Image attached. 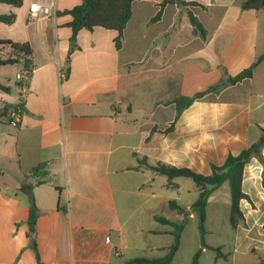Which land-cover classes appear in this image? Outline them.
<instances>
[{"label": "crops", "instance_id": "0c3cea01", "mask_svg": "<svg viewBox=\"0 0 264 264\" xmlns=\"http://www.w3.org/2000/svg\"><path fill=\"white\" fill-rule=\"evenodd\" d=\"M183 1L199 6L168 4L152 22L162 0H134L119 48L116 32L100 27L71 40L64 11L81 0H57L55 16L32 23L24 0L19 8L0 4V15H15L11 24L0 22V40L31 49L30 70L6 65L19 68L14 99L0 81L8 88L0 90V109L21 105L17 127L12 111L0 119V264H37L30 239L40 264L162 258L173 229L157 217L181 226L171 264H191L199 249L198 264H264V163L245 165L243 220L223 241L227 183L209 196L204 242L211 249L199 244L193 181H169L149 168L160 163L208 176L264 130V9L243 10L244 0ZM188 11L204 39L193 34ZM10 51L0 46V58ZM253 64L251 77L227 84ZM16 75L27 76L23 100ZM197 95L176 113L175 100ZM193 220L195 230L188 229Z\"/></svg>", "mask_w": 264, "mask_h": 264}, {"label": "trees", "instance_id": "16d2710c", "mask_svg": "<svg viewBox=\"0 0 264 264\" xmlns=\"http://www.w3.org/2000/svg\"><path fill=\"white\" fill-rule=\"evenodd\" d=\"M23 0H0V4H6L14 8H19L22 5ZM134 0H81V3L69 10L64 11L71 17L68 26L71 29V40L74 41L76 34L81 30L91 31L95 27H100L106 30H113L116 32L115 47L119 48L123 30L131 17V4ZM173 4L176 6L194 7L199 6L196 3L185 2L183 0H162L159 4V10L156 15L151 19L152 22L157 21L161 16V11L164 6ZM243 10H261L264 9V0H244L241 5ZM203 8V7H201ZM188 18L192 27L194 35H198L201 39L206 36V31L201 23L197 20L193 14L188 11ZM15 19V15L10 13L8 15H0V22L4 24H11ZM8 45L11 51L3 58H0V66L6 65H21L24 69L30 70L31 68V49L26 43H12L9 40H0V46ZM254 64L251 65L245 71L237 74L235 77L227 79V84L233 85L245 78H249L252 75ZM215 87H211L210 90H214ZM1 91H8V88L0 83ZM197 95L188 99H177L174 101L176 113L186 106H188L194 99L199 98ZM20 104L14 106H5L0 109V119L8 118L11 111H17L20 108ZM20 111V110H19ZM171 126L167 129L169 131ZM264 147V130H261V136L259 140L240 151L236 156L228 155L221 166H211V173L208 176L197 174L189 169L175 168L164 164L157 163L149 168L161 175L166 176L170 181L175 177H185L193 181L198 189V196L191 206V212L195 214L197 221V230L199 233V244L201 247H208L204 242L205 235V218H206V204L211 193L217 189L224 182L227 183L229 189V209L227 215V223L231 230H235L240 222L243 220L242 212L240 210V201L248 200V196L242 190V176L245 165L251 160V158L257 159L259 162L264 163V159L261 157V149ZM43 177L46 174H42ZM38 184L44 182V180L38 181ZM169 207L176 210L178 213H185V211L177 206L174 202H169ZM36 219L35 209L32 206L30 214L27 220L28 233L30 237L34 233V223ZM162 224H167L172 227L173 242L169 246L167 254L162 258L157 259H145L136 258L126 262V264H171V260L179 248L180 242V229L181 226L168 221L165 218H156ZM30 247L35 255L37 264H40L39 256L36 248V243L33 239H30ZM216 256L219 255V250L214 248ZM200 255V249L197 250L193 257L191 264H198V258Z\"/></svg>", "mask_w": 264, "mask_h": 264}, {"label": "built area", "instance_id": "2783aa9c", "mask_svg": "<svg viewBox=\"0 0 264 264\" xmlns=\"http://www.w3.org/2000/svg\"><path fill=\"white\" fill-rule=\"evenodd\" d=\"M57 10V0H27L26 19L28 23L44 20L55 16ZM16 79L21 82V95L23 100L26 93L25 83L27 80L26 75H16ZM21 117L20 111H13L11 113L12 120L10 125L17 127Z\"/></svg>", "mask_w": 264, "mask_h": 264}, {"label": "rangeland", "instance_id": "374dc122", "mask_svg": "<svg viewBox=\"0 0 264 264\" xmlns=\"http://www.w3.org/2000/svg\"><path fill=\"white\" fill-rule=\"evenodd\" d=\"M27 0H24L23 5H26ZM19 71V68L17 66H6L0 69V81L3 82L5 85H8L11 88V92H10V96L14 99L15 98V74ZM0 93H2L0 91ZM2 106V104L0 103V107ZM189 183H192L191 180H187ZM192 187H194L193 189L195 190V186L194 184ZM226 189V195H227V201L229 200V193H228V187L227 185L224 186ZM223 189L220 188L219 191H221ZM196 191V190H195ZM218 191V192H219ZM221 225L219 228V235L217 236V238H219L220 240H224V239H228L229 237H231L233 235V231H231L228 223H227V219L225 218L223 221H221ZM196 227V223L195 220H193V222L191 224L188 225V229L193 228V230H195ZM218 240V239H217Z\"/></svg>", "mask_w": 264, "mask_h": 264}, {"label": "water", "instance_id": "95a60500", "mask_svg": "<svg viewBox=\"0 0 264 264\" xmlns=\"http://www.w3.org/2000/svg\"><path fill=\"white\" fill-rule=\"evenodd\" d=\"M24 191H25V193H26V195H27V197H28V199L30 201V204L33 205V195L31 193V188L30 187H26L24 189Z\"/></svg>", "mask_w": 264, "mask_h": 264}]
</instances>
